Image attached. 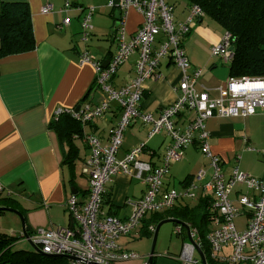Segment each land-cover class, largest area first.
Listing matches in <instances>:
<instances>
[{
    "label": "crops",
    "instance_id": "1",
    "mask_svg": "<svg viewBox=\"0 0 264 264\" xmlns=\"http://www.w3.org/2000/svg\"><path fill=\"white\" fill-rule=\"evenodd\" d=\"M5 1L29 4L37 44L32 52L0 60V187L2 196H11L17 200L18 206L12 209L23 215L27 222V232L32 236L37 227L49 222L52 227H73L67 203L72 196L86 202L90 190L89 178L82 173L85 160L90 154L85 138L96 136L106 146L110 131L120 119V109L116 103H112L111 109L101 117L89 123L81 122L82 138L78 135L74 138L78 147L75 168L78 164L79 170L73 172L63 165L65 148L50 124L63 114L69 113L74 117V113L80 109L99 105L106 99L96 84V68L90 63L83 64L81 58L83 54H89L95 63H102L103 67L108 65L117 50L116 40L112 36L115 18L112 12L110 19L103 18L99 13L105 12L112 0ZM85 3H90L95 9L91 20V36L87 43L82 39L83 20L89 9ZM49 4L54 6V10L44 14L42 10ZM68 4L70 6L66 7ZM173 7L175 20L185 22L190 7L184 4L179 12L175 10L176 6ZM67 18L71 21L70 25L63 26ZM142 21L143 17L138 12H128L126 31L129 37L138 30ZM225 34L218 23L204 17L191 25V31L184 40L191 70H202L196 89L199 92L207 91L212 98H219L220 89L226 88L231 79L229 64L212 52L223 41ZM136 60L137 55L120 68L112 80L115 88L124 87L136 78ZM159 73L162 75L161 80L150 79L145 83L140 106L142 114H150L154 118H158L180 96L176 90L181 79L178 67L170 59H164ZM194 117L193 111L186 110L176 119L177 127L186 129ZM152 129L151 124L137 119L125 132L117 158L122 160L132 149L145 144L143 160L156 166L161 165L173 140L166 132L151 137ZM206 129L210 134V150L220 158L226 177L237 167L242 173L264 181V156L260 158L259 154L246 150L247 146L264 150V108L246 117L215 115L207 120ZM184 156L183 161L171 166L165 177V190L183 192L189 189L194 174L201 168L207 171V178L210 179L212 170L209 160L197 142L186 149ZM201 156L203 161L199 162ZM145 190L137 178L119 174L107 186V193H112V203L103 211L125 220L130 214L126 204L128 199H141ZM246 192L245 187L240 185L235 188L231 198L237 201ZM195 193L196 198L192 200L197 202L204 191L200 188ZM180 202L186 203V200L178 204ZM52 207L55 208L53 214L50 212ZM61 212L64 220L60 217ZM15 215L17 219L11 217L10 220L14 222L8 224V230L1 225V233L18 235L21 229L23 234L20 218ZM127 239L122 238L119 244L134 252L129 242H126ZM143 259L144 262H141ZM146 261L147 257H140L120 264H144Z\"/></svg>",
    "mask_w": 264,
    "mask_h": 264
},
{
    "label": "built area",
    "instance_id": "2",
    "mask_svg": "<svg viewBox=\"0 0 264 264\" xmlns=\"http://www.w3.org/2000/svg\"><path fill=\"white\" fill-rule=\"evenodd\" d=\"M111 7L115 8L113 1ZM131 9L141 14L143 21L129 37L126 22ZM53 10L54 6L49 4L42 12L49 14ZM119 10L120 20L113 32L117 50L108 65L103 67L102 63H95L89 54H83L81 58L83 64L90 63L96 68V84L106 99L99 105L80 109L74 113V117L79 122L89 123L107 113L111 104L116 103L120 109V119L110 131L106 146L96 136L85 138L90 154L85 160L82 173L89 178L90 190L86 202L72 196L67 203L73 227L35 232L30 236V241L46 255L70 256V264H120L137 260L141 256L121 246L120 240L141 232L143 221L150 215L171 210L181 200L195 199V191L201 188L204 194L199 197L210 195L213 199L211 213H215L211 216L207 233L210 260L198 230L190 229L195 244L189 241L184 244L181 261L184 264H204L196 249L199 247L206 258V264H264V181L242 173L237 167L226 177L220 158L210 150V134L206 129L207 120L215 115L246 117L264 108V80L231 78L228 86L220 89L219 98L210 97L207 91L199 92L196 84L202 70H191L184 40L191 31V25L203 17L202 9L196 5L191 6L185 22L175 20L174 7L167 0H120ZM94 11L93 8L89 9L83 20L82 39L86 43L90 40ZM70 22V19H65L63 26L70 25ZM212 52L229 63L233 57L231 36L226 33L223 41ZM135 55L136 78L124 87L115 88L112 85L114 76ZM164 59H170L181 71L180 83L176 88L180 96L158 118H154L150 114L141 113V100L145 83L150 79L161 80L159 69ZM186 110L193 111L195 118L186 129L181 130L177 127L176 119ZM139 118L143 123L152 125L151 137L166 132L173 140L159 166L143 160L145 144L132 149L124 159L117 158L125 132ZM195 142L209 160L212 170L210 179L207 178V171L201 168L194 174L189 189L183 192L165 190V177L171 166L183 161L186 149ZM246 150L264 156V150L250 146ZM119 174L135 177L146 186L141 199H128L126 204L130 214L125 220L103 211L107 186ZM240 185L247 192L233 201V192ZM240 217L246 218L245 229L242 231L235 223ZM149 231L154 234L156 229L151 226ZM185 231L182 225L176 227L179 236ZM148 259L144 264H149Z\"/></svg>",
    "mask_w": 264,
    "mask_h": 264
},
{
    "label": "trees",
    "instance_id": "3",
    "mask_svg": "<svg viewBox=\"0 0 264 264\" xmlns=\"http://www.w3.org/2000/svg\"><path fill=\"white\" fill-rule=\"evenodd\" d=\"M185 3L189 7L199 6L203 11V17L199 20L209 17L231 36L233 57L228 63L231 78L264 80V0H185ZM114 13L115 10L111 15L114 16ZM116 25L114 20L115 29ZM36 45L29 4L0 0V60L32 52ZM50 127L58 133L65 148L63 165L74 172L78 160V147L74 138L76 135L82 138L81 122L68 113L53 120ZM2 194L1 192L0 208L18 206L15 198ZM111 195L110 192L105 195L103 209L111 205ZM212 206L213 199L210 195L200 197L195 205L180 202L171 210L152 214L145 219L141 234L153 236L149 231L151 226L156 229L162 221L176 220L192 230H198L209 259L207 233L211 216L215 214L211 213ZM4 212L0 211V214ZM184 236L188 237L187 231ZM22 239H26L25 234L16 237L0 232V264H70L68 259L46 255L39 248L34 251L15 250Z\"/></svg>",
    "mask_w": 264,
    "mask_h": 264
},
{
    "label": "rangeland",
    "instance_id": "4",
    "mask_svg": "<svg viewBox=\"0 0 264 264\" xmlns=\"http://www.w3.org/2000/svg\"><path fill=\"white\" fill-rule=\"evenodd\" d=\"M94 1H99V0H94ZM167 3H170L173 6H176L175 10L182 11L184 8L183 5L186 4L185 0H167ZM85 7L87 8H93V5H90V3H85ZM108 9H106L105 12L99 11L100 14H102L103 18H109L110 12H113V9L111 7V1L108 3ZM136 11L135 9H131ZM137 12V11H136ZM209 19V17H206V19ZM110 19V18H109ZM92 38V37H91ZM96 39V38H94ZM115 77V76H114ZM195 118V117H194ZM194 120V119H193ZM191 120L190 122H192ZM257 157V156H256ZM258 157L262 158L263 156L259 155ZM203 161L202 156L200 157L199 162ZM188 163H185L187 165ZM192 165V162H190ZM189 164V165H190ZM76 172L79 170V165H76ZM199 171V169L196 171V173ZM209 173H211V170H208ZM179 185V183H178ZM186 203H190L192 205H195L197 202L192 199H185ZM55 208H50L51 213L54 211ZM53 214V213H52ZM11 217L13 219H17V216L14 213H5L0 215V227L1 225L3 228L8 230V224L10 222H14L13 220H10ZM60 217L64 220L63 212L60 213ZM20 218V217H19ZM67 218H65L66 220ZM6 220V221H5ZM5 221V222H3ZM20 222L22 224L21 218ZM238 229L240 231L245 229V223H246V218L245 217H240L235 221ZM15 227V226H12ZM176 225L173 223H168L165 224L161 227L158 237H157V242H156V247H155V253H154V264H184L181 261V255L183 253L184 249V244L187 243L188 238L185 236H178L176 233ZM57 227H52L51 223L49 222L47 225H40L35 229V232H39L42 230H52ZM21 229L18 231L19 234L16 235V237L21 236ZM6 232V231H5ZM153 236L150 235H144L141 234V232H135L132 236L128 237L126 242H129V247L131 248L132 251L138 253L142 258L149 257L152 251V246H153ZM15 250H24V251H34L35 246L28 240V239H22L19 244L15 247ZM141 262H144V259L141 260Z\"/></svg>",
    "mask_w": 264,
    "mask_h": 264
},
{
    "label": "water",
    "instance_id": "5",
    "mask_svg": "<svg viewBox=\"0 0 264 264\" xmlns=\"http://www.w3.org/2000/svg\"><path fill=\"white\" fill-rule=\"evenodd\" d=\"M112 1H113V6L116 8V11L114 13V18H115V20L117 21V24H118V21L120 20V13H121L120 10H119L120 0H112ZM104 67H106V66H104ZM77 110H79V109H77ZM0 211L11 212V213L17 214L21 218V221H22L23 234H25L26 235V239H28L30 241V236L28 235L27 229H26V221H25L23 215L19 211L15 210V209H12V208H7V207L6 208L5 207L4 208H0ZM168 223H173L175 225L179 224V225L184 226L186 228L187 232H188V240H189V242L191 244H195L194 240L192 239V237L190 235V227L189 226H186V225H184V224H182V223H180V222H178L176 220H173V219H168V220L162 221L156 227V231L154 233L152 251H151V254H150L149 259H148V263L149 264H153V258H154V253H155V247H156L158 233H159L161 227L163 225H165V224H168ZM35 248H38V247H35ZM196 249L200 253L203 263L206 264V258L204 256V254L202 252H200L199 247L196 248ZM54 257H58V256H54ZM61 258H65V259H68V260L72 259L70 256H61Z\"/></svg>",
    "mask_w": 264,
    "mask_h": 264
},
{
    "label": "clouds",
    "instance_id": "6",
    "mask_svg": "<svg viewBox=\"0 0 264 264\" xmlns=\"http://www.w3.org/2000/svg\"><path fill=\"white\" fill-rule=\"evenodd\" d=\"M114 10L116 11V8H114ZM117 22V21H116ZM178 205V204H177ZM179 225V224H178ZM178 225H176V226H178ZM184 227V226H183ZM185 228V227H184ZM185 230H186V228H185ZM187 231V230H186ZM188 233V232H187ZM188 235V234H187ZM188 238V237H187Z\"/></svg>",
    "mask_w": 264,
    "mask_h": 264
}]
</instances>
